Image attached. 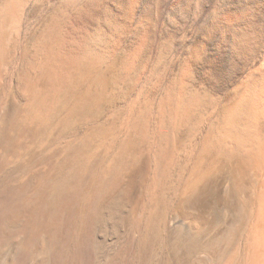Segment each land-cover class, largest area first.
<instances>
[{"label": "bare ground", "instance_id": "6f19581e", "mask_svg": "<svg viewBox=\"0 0 264 264\" xmlns=\"http://www.w3.org/2000/svg\"><path fill=\"white\" fill-rule=\"evenodd\" d=\"M263 163L264 0H0V264H189ZM250 244L222 264H264V222Z\"/></svg>", "mask_w": 264, "mask_h": 264}, {"label": "rangeland", "instance_id": "374dc122", "mask_svg": "<svg viewBox=\"0 0 264 264\" xmlns=\"http://www.w3.org/2000/svg\"><path fill=\"white\" fill-rule=\"evenodd\" d=\"M54 11H55V7H53V5H50L48 11L37 13L28 22L27 26H25L23 28L22 34L23 33L24 34H23V37L21 35V37L23 39V40H21V43H22V45L25 48H29L30 44L32 45L33 38L34 37H38L39 34H41V31L43 30V28L45 26V22L44 21H47V19H51V16H53L51 14H53ZM40 29H41V31H39ZM21 37H20V39H21ZM121 56H119L118 59H115L114 62L116 63V65L119 64L120 61H123V57L124 56L123 55H121ZM104 88L103 87H91V89L93 91L95 90L96 92L102 91L103 89L112 91L111 87H104ZM149 88L142 87V89L141 88H137L136 91L135 90H132V91L129 90L130 92L129 91L128 92L131 93L129 95H128L127 91L121 90L120 92L122 93V91H124L123 92L124 94L122 93L121 96H120V93H118L119 95L117 94L115 97H112L114 100L111 98V100H112L111 102H110V100L105 102L104 112H103V115H101V117H102L101 118V120H102L101 123L105 124V122H106L107 126H110L112 123L120 125V123L122 122L124 117L127 116V114H128L127 110H129L131 108V105H133V104H135L137 102L140 103V101H145V100L146 101L147 100L148 101L151 100V101L154 102V100L152 98L153 96L150 97L151 95H149L150 94V92L148 91ZM231 90L232 89H229L228 91H231ZM139 91L144 93V95L141 92L138 93ZM146 92L147 93L149 92V93L147 94ZM145 93L147 94V96H146ZM140 94H142V95H140ZM123 95H125V96H123ZM139 95L144 100L142 98H141L142 99L141 100ZM119 98H121V99H119ZM122 99H124V100H122ZM132 99L135 102L132 101ZM126 100H127V102H126ZM114 117H116V118L114 119ZM120 117H123V118L120 119ZM96 121H97V123H96ZM91 122H92L93 126H95V125L100 123V121H98L97 119H95V120L92 119ZM107 122H109L110 125ZM254 167H244V168H242L241 173H240L241 175L236 180V182H237L236 184L237 185H235L236 187L234 188V198H235L236 201L234 203L232 202L231 205H234V204L235 205L233 207L230 205L231 206L230 207L228 205L230 203L226 202L225 204H223L224 207H223V205H221V207L219 208L218 212H217V210L216 211L214 210V212H212V217L215 218V215H216V218L213 219V222H212L213 224L211 226L209 225L208 230L205 231L201 235L202 241H201V238H200L198 243H197V248L194 250V252L190 253L191 254V259H189L187 261L189 264L190 263L191 264L192 263L193 264H201V263H203V264H209V263L210 264H212V263L214 264L215 263L216 264L217 262L222 264V262L224 260H225L224 262H226L227 260H229V261L231 260L232 263H235L239 259L243 260L245 258V252L248 249V247L251 245L250 243L253 244L255 242V240H256V236H257V233H258V230H259V225L262 222H264V218H263V216H264V212H263L264 211V163H263L262 166H254ZM239 193H241V194H239ZM226 206L230 210L229 212L231 213V215H230L229 212H227L228 209L226 210V208H227ZM222 208H224V210H222ZM232 208H233V210H232ZM225 210H226L227 216L229 214V216L227 218L228 219L227 223H225V219H224ZM224 223L226 224L225 225L226 227L224 226ZM222 226H224V228L219 230V228L222 227ZM214 228H215V230H214ZM217 229L219 231H217ZM224 229H225V233H223ZM214 231H216V232H214ZM215 234H217V235H215ZM212 235H213V237L210 238V240H209V237L212 236ZM218 235H219V237L225 236L226 239H229V244H227V245H225V243L224 244H222V243L217 244V242L215 240L217 239ZM203 237H204L205 241L203 240ZM213 244H216V245H213ZM208 245L210 246V248H209ZM214 246H215V248H214ZM217 246H218V248H217ZM206 247L208 248V250H211V249H214V250L216 249L217 250V251L213 250L214 254L217 252L215 254L216 257H214L215 256L214 254H213L214 256L212 255V251L210 252L211 255L213 256V257H211V259H215L216 258L214 260L216 262H214L211 259H208L209 261L207 260V258L205 257L206 255H204V253H206L208 251L206 249ZM211 247H213V248H211ZM204 251H206V252H204ZM237 252H238V254H237ZM203 257H205V258H203ZM204 261H205V263H204Z\"/></svg>", "mask_w": 264, "mask_h": 264}]
</instances>
